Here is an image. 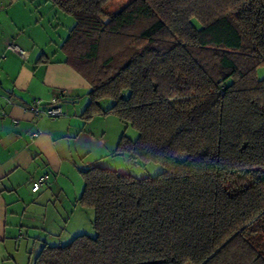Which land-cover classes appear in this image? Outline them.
I'll return each instance as SVG.
<instances>
[{
	"label": "trees",
	"instance_id": "16d2710c",
	"mask_svg": "<svg viewBox=\"0 0 264 264\" xmlns=\"http://www.w3.org/2000/svg\"><path fill=\"white\" fill-rule=\"evenodd\" d=\"M47 1L75 20L61 50L90 85L83 119L117 117L138 137L112 157L165 171L82 170L96 236L31 264H264V0Z\"/></svg>",
	"mask_w": 264,
	"mask_h": 264
},
{
	"label": "crops",
	"instance_id": "0c3cea01",
	"mask_svg": "<svg viewBox=\"0 0 264 264\" xmlns=\"http://www.w3.org/2000/svg\"><path fill=\"white\" fill-rule=\"evenodd\" d=\"M57 11L47 0H0V256L11 254V247L15 256L18 247L24 248L22 257H33L38 245L37 256L46 243L39 235L47 221L41 213L45 196L61 197L73 188L70 206L75 211L84 189L81 171L115 151L116 140L106 124L110 117L83 119L90 85L65 63L61 47L66 39L55 25ZM71 29H66L68 35ZM59 93L66 116L50 119L34 112V100L42 102L43 110ZM33 133L35 139L30 138ZM44 177L47 181L33 192ZM18 233L33 238V244L30 239L17 241Z\"/></svg>",
	"mask_w": 264,
	"mask_h": 264
},
{
	"label": "rangeland",
	"instance_id": "374dc122",
	"mask_svg": "<svg viewBox=\"0 0 264 264\" xmlns=\"http://www.w3.org/2000/svg\"><path fill=\"white\" fill-rule=\"evenodd\" d=\"M133 0H112L108 5V11L112 13L119 12L122 10L127 4H129ZM59 10V9H58ZM59 14V23L55 25H59V35L65 36L66 39L68 33L66 29H71L72 24L75 25V20L69 16H66L61 11H57ZM56 26V27H57ZM55 27V29H56ZM259 77L264 76V69H260L258 71ZM110 101H106L104 107L108 105ZM108 122L106 124L109 125L108 129L109 136L116 140L115 150L118 145V141L120 137L125 134L132 140H136L138 137L137 131H135L132 127H126L124 124L120 122V120L115 116H109ZM118 139V140H117ZM103 167H107L113 169L115 171L121 173L130 174L136 178H148V177H156L159 174L165 171V168L159 164L149 163L144 164L141 161H137L131 158L129 155L126 156H109V159L103 162ZM84 188V183H82ZM54 190V189H53ZM67 191V190H66ZM83 191V190H82ZM50 201L53 203L50 204ZM74 196H73V188H68L67 193L62 192L61 197H51V194L48 193L42 202V215L47 218V221L41 223L42 228L39 232L41 240L48 243L50 246H63L69 244L76 236L86 234L91 237L96 236V231L93 227L94 221V211L78 206V208L74 211L70 205L73 204ZM64 205V207H62ZM74 211V212H73ZM28 218V216H27ZM13 233V231H11ZM29 233L28 229H25L24 234ZM19 233L17 234V241H20L21 238L34 242L33 238H28L25 236L19 237ZM33 247V246H32ZM38 249L37 247L33 248V257L28 254L29 257H22L24 253V248L20 251L18 247L14 248L15 256L17 253V257L12 254V247L10 248V253L8 255L0 256V264H18L25 262L28 258L31 259L30 264L36 257V253ZM32 250L30 249V252Z\"/></svg>",
	"mask_w": 264,
	"mask_h": 264
},
{
	"label": "built area",
	"instance_id": "2783aa9c",
	"mask_svg": "<svg viewBox=\"0 0 264 264\" xmlns=\"http://www.w3.org/2000/svg\"><path fill=\"white\" fill-rule=\"evenodd\" d=\"M14 51L17 52L21 56L25 55V52L20 48H15ZM60 94L61 93L57 94V96L43 110L40 109L42 102L39 100H34L32 102V108H33L34 112L36 114L42 113L50 119H58V118L66 116L67 114L65 113V111L60 106V101H61L60 97H59ZM36 137H37L36 133L30 134L31 139H35ZM47 179H48V177H44L39 182L35 183V185L33 187V192H38L41 189L42 185L47 181Z\"/></svg>",
	"mask_w": 264,
	"mask_h": 264
}]
</instances>
